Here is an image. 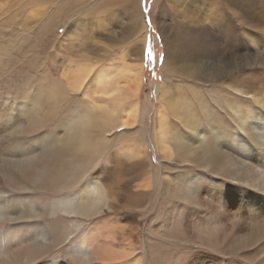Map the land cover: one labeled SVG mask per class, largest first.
<instances>
[{
	"label": "bare ground",
	"instance_id": "bare-ground-1",
	"mask_svg": "<svg viewBox=\"0 0 264 264\" xmlns=\"http://www.w3.org/2000/svg\"><path fill=\"white\" fill-rule=\"evenodd\" d=\"M169 1L174 3L171 8L178 10L184 5V18L191 25L188 0H164V3ZM238 7L242 10L240 6L234 8ZM238 16L246 20L244 23L248 24L250 30L264 32V11ZM191 27L205 32H220L217 30L219 25L212 27L203 20ZM222 28L225 32V26ZM241 29L247 34L244 27ZM220 47L212 55L209 50L201 49L209 57L201 54L193 56L191 52L181 53L175 49V54L169 55L170 59L182 61L184 70L187 67L185 63L191 60L190 57L193 59V65L187 69L188 75L197 77L200 83L208 87L207 96H211L212 103L207 96H200L196 92L195 103H199L196 109V106H191L188 97H183L185 94L181 95L182 90L179 96L172 97L169 96L170 89L166 84L155 85L156 98L167 104L166 108L159 106V114L156 113L150 131L154 140L153 148L158 159L163 160L161 168L165 171L164 175L156 174L157 169L150 175H141L135 170L141 167L138 161L126 165L123 159H118L117 171L111 172L107 168L102 171V184L87 182L79 192L71 195H56L53 191L55 198L42 208L33 209L23 199L17 200L19 207L13 205L10 198L5 200L8 197L3 195L4 190H0V264H143L141 258L133 259L138 246L136 243L141 242L142 237L146 244V254L154 264H240L239 259L246 261L247 254H254V257L246 264H264V74L256 69L245 70L254 63H260L255 67H264V52L258 49L251 55L250 46L248 50L241 51L236 47ZM79 51L82 56L83 52ZM170 59L163 63L166 73L174 74L176 71L178 74L180 69L172 66L175 61ZM90 64L75 63L72 69H69V65L59 68L61 77L51 91L55 102L66 89L83 88L82 92L87 97L86 108L63 126L71 132L72 138L79 145L77 147L82 149L88 143L89 137L85 136L87 126H101L108 132L117 126L134 123L137 118L136 96L141 85L140 63L135 66L122 65L116 71L104 67L93 74V66ZM90 75L92 77L88 81ZM165 78L169 79L168 76ZM213 102L223 110L225 116L213 109ZM167 108L183 131H177V128L170 125L168 113H165ZM142 132L138 131L133 137L135 147L127 140H121L118 153L122 157L130 159L140 153L144 144ZM62 138L63 133L56 139L48 138L60 145L54 147V143L46 141L48 143L44 145L43 155L47 159L58 160L59 165L65 169L73 166L75 159L66 156L67 144ZM19 157L12 154L2 159V173L9 175L11 184L15 183L11 182L12 172H8V168H14L22 176L26 171L31 174L35 170L39 172L34 164L36 153ZM171 160L178 164L179 170L171 168L168 164ZM148 165L152 166L150 163ZM189 167L191 170H187ZM174 171L178 173L173 174ZM80 176L77 170L65 169L59 176L64 180L58 184L62 189L68 188ZM45 177L46 174L41 175V180ZM51 181L52 185L57 184L55 180ZM156 181L161 183V191ZM11 188L13 191L19 190L15 185ZM156 196L161 197L164 205L158 209L167 212L161 214L155 211L157 216L150 220L145 231L140 222H147L150 218L149 212L156 203ZM130 209H138L141 220L130 218ZM115 211H121L129 223H102V226L96 227L79 240L69 257L61 256V249L51 254L52 248L68 240L81 225L75 221L73 230L61 232L60 227L65 229L66 225L59 223L63 217L58 213L66 215L67 219L71 216L90 218L96 213L107 216ZM160 215H165V220L162 219V224L155 227L152 223ZM24 217H48L46 222L49 224V232L39 228L36 223H25L22 221ZM32 227L37 229L33 230ZM150 236L163 238L173 246L172 250L170 246L162 245L164 243L150 240ZM49 246L52 247L49 250L52 255L50 259Z\"/></svg>",
	"mask_w": 264,
	"mask_h": 264
},
{
	"label": "rangeland",
	"instance_id": "rangeland-1",
	"mask_svg": "<svg viewBox=\"0 0 264 264\" xmlns=\"http://www.w3.org/2000/svg\"><path fill=\"white\" fill-rule=\"evenodd\" d=\"M196 1L195 3L194 0H188L190 4L187 5V8L189 7V16H192L191 25H196L197 21L203 20L212 27L219 25L220 28L218 27L217 30L220 32H205L195 29L196 26L192 28L190 22L184 18L185 8L182 9L184 5L178 10L174 7L171 8L174 5L173 2L164 3V0H0V190H4L3 195L8 197L5 200L10 198L13 205L19 207L20 204L17 200L23 199L25 203L31 205L32 209L42 208L44 204L55 198L53 191L56 195L61 193L71 195L79 192L87 182L102 184L104 182L102 171L105 168L112 170L111 172L117 171L116 160L118 159H123L126 165L138 161L141 167L135 168V170L141 175H150L155 169H157L156 174L164 175L165 171L161 168L163 160L162 158L158 159L153 148L154 140L150 131L156 113L159 114V106L166 108L167 104L164 100L160 101V98H156L155 85L166 84L170 89L169 96L172 97L179 96L178 93L182 90L181 95L185 94L183 97H188L191 106H196V109L199 107L198 101L195 103L196 92L200 96H207L208 89L203 85L204 83H200L197 77L188 75L187 69L194 62L191 61L193 60L191 57V60L186 61L187 67L184 70L183 62L170 59L169 55L175 54L174 49L181 53L191 52L193 56L196 54L206 55L202 50H209L212 55L214 51L218 52L221 49L220 45L228 46L230 49L232 47L240 48L239 51L248 50L250 46L252 47L251 55L258 49L264 52V36H262L264 32L257 29L250 30L248 24L244 23L246 20L238 16L255 15L258 10L264 11L262 8L264 0H227L229 3L226 0ZM235 6H240L242 10L239 7V9L234 8ZM222 26H225V32L222 31ZM243 27L247 30V34L241 29ZM177 45L179 46L177 47ZM145 49L150 50V57L145 55ZM79 50L83 52L82 56L79 55ZM206 57L209 56L206 55ZM166 59L175 61L172 66L180 69L178 74L176 71V74L166 73L163 66ZM75 63H91L92 74L104 67L116 71L122 65L141 64V85L136 96L137 118L134 123L129 126H117L108 132L101 126H87L89 129H85V136L89 138H87V147H83V149L77 147L79 145L72 138L71 132L63 127L86 108L87 97L82 92L83 88L66 89L55 99V102L51 96L54 84L61 77L60 69L68 65L69 69H72ZM258 64L260 63L251 64L245 70L256 69L264 74L263 66L255 67ZM166 76L169 79H166ZM91 77V75L88 77V81ZM214 84L219 85L216 82ZM177 86L179 90L176 91ZM44 96L46 98H43ZM207 97L212 103L211 96ZM42 100L43 103H41ZM211 106L218 114L225 116L223 110L214 102ZM167 110L165 113H168L170 125L177 128V131H183L179 122L172 117L169 108ZM33 115L34 117H32ZM34 122L36 123L34 124ZM144 130L145 132H142ZM138 131L143 133L142 150L134 158L122 157L118 153L121 140H127L132 147H135L133 137ZM61 133H63L62 140L64 139L63 141L67 144L66 156L75 159L73 166H67L65 169L77 170L81 174L77 182H72L70 187L64 189L58 182L64 180L59 176L65 169L59 165L58 160L53 161L52 158L50 160L43 155L44 145L48 143L46 141L53 144L54 142L49 139H56ZM73 140L76 144L72 142ZM59 145L54 143V147H59ZM3 153L4 157L14 154L15 157L20 156L19 158L36 153L37 158L34 164L39 172L35 170L31 174L30 171H26L22 176L14 168H6L8 172H12L11 182L15 184L9 183V175L2 173ZM149 163L152 166H149ZM168 164L172 166L171 168L179 170V166L174 160L169 161ZM187 170H191V168L189 167ZM125 171L128 170L125 169ZM174 172L173 174L178 173V171ZM43 174H46V177L41 180ZM169 174L173 175L172 172ZM52 175L57 177H52ZM48 178L55 180L57 184L52 185L50 183L52 181ZM122 180L124 181V178ZM156 182L160 188L159 191H161V183ZM12 185L18 186L19 190L13 191ZM97 187L99 188V185ZM41 196L44 197V201ZM161 201V197L156 196V203L152 211L149 212L150 218L147 222H140L144 230L150 220L156 218L155 211L158 210L161 214L167 212L158 209V207L164 206ZM138 213V209H130V218L137 217L141 220L142 217ZM57 215L63 217L59 223L66 225L65 229L58 226L61 228V232H67L68 229L73 230L75 221L81 225L70 235L68 240L66 239V243L62 242L54 248L49 246V259L58 249H61V256L69 257L70 251L74 249L79 240L85 238L84 235L89 234L96 227L102 226V223H129L121 211L111 212L107 216L96 213L90 218L71 216L65 219L66 215L62 213ZM162 219L165 220V215H160V218L152 224L155 227L159 226L162 224ZM47 220L48 217L33 219L24 217L22 221L29 224L36 223L35 225H38L39 228H45L49 232ZM5 227L8 228L7 225ZM32 229L36 230L37 227H32ZM69 239L70 242H68ZM149 239L164 243L162 245H168L172 250L173 246L161 237L150 236ZM136 245L138 246L136 252L133 253V259L141 258L143 264H154L146 254L143 237L142 241ZM50 248L52 249L50 250ZM253 257L254 254H247L246 261L239 259L240 264H246Z\"/></svg>",
	"mask_w": 264,
	"mask_h": 264
},
{
	"label": "snow or ice",
	"instance_id": "snow-or-ice-1",
	"mask_svg": "<svg viewBox=\"0 0 264 264\" xmlns=\"http://www.w3.org/2000/svg\"><path fill=\"white\" fill-rule=\"evenodd\" d=\"M145 55L148 56V57H150V56H151V52H150V50L145 49Z\"/></svg>",
	"mask_w": 264,
	"mask_h": 264
}]
</instances>
